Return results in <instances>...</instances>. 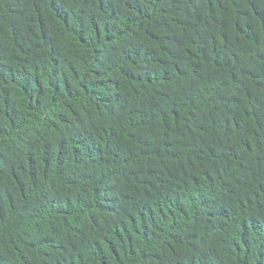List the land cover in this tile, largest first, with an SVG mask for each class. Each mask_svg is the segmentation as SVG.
<instances>
[{"label": "trees", "instance_id": "obj_1", "mask_svg": "<svg viewBox=\"0 0 264 264\" xmlns=\"http://www.w3.org/2000/svg\"><path fill=\"white\" fill-rule=\"evenodd\" d=\"M0 264H264V0H0Z\"/></svg>", "mask_w": 264, "mask_h": 264}]
</instances>
